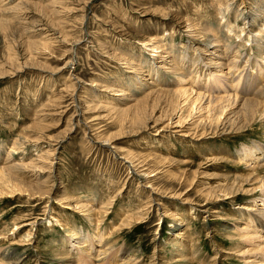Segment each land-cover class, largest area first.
Wrapping results in <instances>:
<instances>
[{"label": "rangeland", "instance_id": "374dc122", "mask_svg": "<svg viewBox=\"0 0 264 264\" xmlns=\"http://www.w3.org/2000/svg\"><path fill=\"white\" fill-rule=\"evenodd\" d=\"M257 2L264 5V0H232L222 8L224 23L230 22L235 30L244 28L233 42L248 40L240 48L245 59L259 54L258 41L264 42L256 36L264 29V14L252 20L256 15L249 12ZM206 3L0 0V178L8 163L21 165L18 184L4 190L11 196L0 194V254L9 251L0 264H71L70 257H61L69 230L91 234L95 241L103 235V244L112 248L105 264L116 260L118 264H189L192 261L186 258L174 262L178 254L169 243L182 229L190 244L187 253L193 246L203 257L192 264H244L232 250L238 242L236 224L241 223L248 198L259 200L264 190L227 196V174L248 173L247 162L237 161V153L244 144L264 143V125L256 121L245 130L227 133L213 123L211 130L198 112L192 117L185 112L180 120L179 112L165 103L167 97L143 100L140 118L123 125L109 108L121 97L107 85L132 77V69L119 54L141 64L145 56L158 66L163 50L151 52L142 41L145 34L159 36L164 29L173 33L170 40L176 47L202 45L199 39L204 36L198 39L187 33L183 19L194 22L203 13L215 22L213 7ZM245 3L244 16L237 18L236 11ZM128 51L133 55L127 56ZM167 76L165 84L174 75L167 72ZM125 82L124 88L131 90L137 79ZM184 83L190 87L191 82ZM200 84L195 81L192 95ZM135 93L144 99L139 90ZM9 152L12 157L7 160ZM152 170L155 174L150 177L146 172ZM91 258L88 264H98L105 255L96 251Z\"/></svg>", "mask_w": 264, "mask_h": 264}, {"label": "bare ground", "instance_id": "6f19581e", "mask_svg": "<svg viewBox=\"0 0 264 264\" xmlns=\"http://www.w3.org/2000/svg\"><path fill=\"white\" fill-rule=\"evenodd\" d=\"M205 1L207 2L206 5L209 4L213 7V11L216 14L214 15L216 16L215 18L216 20L214 19L216 23L211 22L209 20L210 18L208 16H205L203 13L199 14L201 16L200 19L196 20L195 18L194 22L191 21L189 18L183 19L184 20L183 23L187 24L185 25V27L187 26L189 28L187 29V33L192 34L197 38L200 36H204V39L202 40L198 38L200 41H202L201 42L202 45L194 47V45L191 46V45L181 44V46L176 47L174 41L170 40V37H173L172 36L173 33L169 31V29H164L165 28L164 27L162 35L158 36V35L145 34L144 39L142 41L144 47L148 45L150 46L151 52H161L163 50L164 54L163 55L160 54L162 59L160 61H157L161 63L158 66L156 62H150L148 58L145 56H141L144 61V64H141V62L137 63L129 56L131 53H132L131 55H133L132 51H128L127 56L129 57L123 56V54H119L120 60L125 61L128 64L129 68L132 69V75H131L132 77L130 78V80H128L126 77H123L124 78L123 83L121 82L119 84L118 82H116L115 83L116 86L110 83L107 85V88L114 94L115 93L117 94L118 92L120 93V94L118 93V96H120L121 99L117 97L115 99L117 103L109 108H111V112H113L114 115H116L115 117H117V120L121 122V125L125 124V122L127 121L129 122V119L131 120L139 119L141 115V109L139 107L140 102L151 97H153V100L157 98L160 99L161 97H167L165 103L175 108L177 114L179 112L178 118L180 120L183 119L185 112H188V114H186V116L188 117L189 116L192 117L191 115L194 114V112L200 113L198 117H200L202 121L205 120L204 122H208L207 124L205 123V128L207 127L211 130L212 128H215L213 123H215V126L218 127V129H221V131L224 132L227 131V133L238 130H245L246 126L248 127L249 125L252 126L253 124H255L256 121L264 125V51L263 52L260 51V50H264V42L259 40V38L261 37L264 39V29H260L259 32L257 33L258 35H256L257 39L259 40L258 44L260 45L258 50L259 54L255 56L248 55V57L245 59V57L243 58L244 54H242L240 48L246 46L248 40L239 43L233 42L234 38L240 37L242 35L241 33L242 31H244V28L243 30L241 29L235 30L232 29L233 25H231L230 22L226 21L224 23L222 21L224 18L223 14L226 11L223 10L224 9L223 7H225V9L228 8L229 7L228 3L229 1L232 0H205ZM252 6H253L252 10H250L249 12L251 14L255 13L256 15L253 16L254 18L250 17L252 20L264 14L263 4H258L257 2V3H252ZM0 7H2V5H0ZM203 7L204 6L200 5L199 8L202 9ZM206 7H208V5ZM247 7L248 5L245 3V5L242 6V8L236 11L237 18L239 16H244ZM241 10L242 12H240ZM180 20L182 19L180 18ZM181 28L182 27H180L179 29ZM232 31L234 32L232 33ZM146 32L147 31H145L144 33ZM248 39H250V37H248ZM186 46H189V49L184 48ZM203 54H206V56H204ZM153 55L156 54L153 53ZM239 64H242V66H237ZM237 67H241V68L233 74L232 70ZM167 72H171L174 76L171 77L170 82H167V84H165L164 82H166L165 80L168 77ZM142 75H146L147 78L146 77L143 78ZM135 77L137 79V82H133L132 85H130L131 90L125 89L124 84L127 83L125 82V80L131 83V81H133ZM187 80L191 82L189 84L190 87H188L184 83ZM196 80H200L201 84L200 87L196 89L195 95H192L195 90L194 83ZM136 89L139 90L141 94L144 95V99L140 100L139 97L141 95L138 96L135 93ZM223 89L225 90L224 92H222ZM123 99H126L128 101L124 102ZM59 103H55V104L59 105ZM150 103L151 102L149 100V104ZM50 104L53 105L52 103ZM55 104L53 105V107L56 106ZM120 104H124V107L121 106ZM104 107H108V106H104ZM130 115L132 116L130 117ZM191 127H193V125ZM15 142L17 141L15 140ZM17 149L13 148V151ZM130 154L131 153H128L127 155ZM11 155L12 153L9 152L6 157L7 160L12 157ZM215 156L216 155L212 156L213 159H215L214 158ZM213 159L211 158L212 161ZM236 159L239 162L242 161L247 162V166L249 169L246 175L245 174L236 175V173L235 175L233 174L229 175V173L227 174V196L228 195L238 196L239 194L238 192L240 191L254 193L255 191H258V189L264 190V143L257 141L249 144H244L243 147L238 150ZM226 161H228V159ZM17 163L11 162L10 164L8 163L4 167H2L3 169L1 174H3V176L2 178H0L1 196L2 195L5 196V194L11 196L9 195L10 192L7 191L6 193L4 192V190H6L5 188H9L8 186L9 184H14V185L18 184L19 177L17 176L18 175L17 170L21 165ZM39 166H41V164ZM154 171L155 170H152L146 173H148L149 176L151 177L152 175L155 174ZM187 176H189L188 173ZM185 181L187 182V180ZM10 186L12 187V185ZM220 186L223 185L221 184ZM209 188L206 189L209 190ZM7 190L9 191V189ZM218 191L219 190H217V192ZM224 192L226 193V191ZM205 193L204 195H206ZM211 193L214 194L216 192H211ZM207 196H210V194ZM248 199L251 201L248 200V203L242 206L243 213L241 214L240 218L238 217L241 221V223L236 224L237 230L239 232H237V236L235 237H237L238 242L237 244L233 243L234 247L232 248V250H234L235 253L239 254V258L243 260L244 264H264V196H262L261 199L259 200L252 197ZM78 204L80 205V203ZM100 206L101 207L99 208H102L103 205L100 204ZM83 207H85L87 210H91L89 209L90 206L88 205H84ZM103 207H104L103 209L106 210L105 206ZM217 211L218 210H213L212 212H217ZM85 212L88 211L85 210ZM175 212L176 211L174 210V213ZM104 213H106V211ZM174 216L176 215L174 214ZM91 217L93 216L91 215ZM100 217L101 215L99 216V219ZM137 218H142V215ZM186 235H187V231H185L184 229L179 230L174 234L172 239L169 241V243L174 247V251L176 252V254H178V257L174 258L176 259V261L174 262L178 263L182 258H186L187 261H192V262L194 260L203 259V257H199L197 250H194L192 248L193 246L189 248L187 253V248L190 246V244L187 245ZM97 237L100 239L99 241H95L96 237L91 234L85 236L84 234H82V232L80 233L76 230L67 231L66 234L67 246H65V248L63 247L62 251H64V253H62L63 255L61 254V257H66V256L70 257L69 259L71 261V264H88L87 259L88 258L92 259L91 257H93V252L97 251L99 252V255L100 254H102V256L105 255V259L104 260L97 259L96 261L100 260L98 261L99 263L98 262L97 263L105 264L107 261L111 259L107 254L108 252L109 254H111L110 251L112 248L108 249L107 248L108 246L106 245L107 246L106 247L103 244L102 240L103 238H105L103 235L101 236L99 234L97 235ZM74 239L76 240L75 242H73ZM5 252L6 254H0V260H3L2 261L3 263H4V258L7 257L9 251L8 252L5 251ZM13 252H11V254ZM71 253L73 256H70ZM187 257H189L190 259L189 258L187 259ZM15 258L17 260V257ZM216 258L217 257L213 259ZM129 261L130 259H124L125 263H130ZM192 262H189V264H192ZM6 263L7 261H5V264ZM113 264H118V261L116 260ZM201 264H214V263L210 261L209 262L203 261Z\"/></svg>", "mask_w": 264, "mask_h": 264}]
</instances>
